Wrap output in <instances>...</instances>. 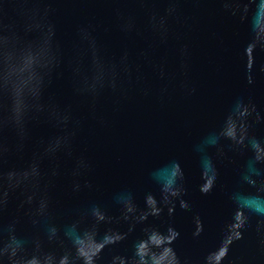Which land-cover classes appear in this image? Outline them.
Returning a JSON list of instances; mask_svg holds the SVG:
<instances>
[{"label": "water", "instance_id": "95a60500", "mask_svg": "<svg viewBox=\"0 0 264 264\" xmlns=\"http://www.w3.org/2000/svg\"><path fill=\"white\" fill-rule=\"evenodd\" d=\"M0 264H264V0H0Z\"/></svg>", "mask_w": 264, "mask_h": 264}]
</instances>
